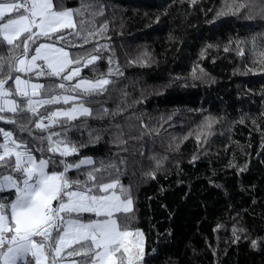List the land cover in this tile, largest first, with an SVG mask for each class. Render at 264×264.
I'll return each instance as SVG.
<instances>
[{
	"label": "trees",
	"instance_id": "16d2710c",
	"mask_svg": "<svg viewBox=\"0 0 264 264\" xmlns=\"http://www.w3.org/2000/svg\"><path fill=\"white\" fill-rule=\"evenodd\" d=\"M62 2L80 9L76 19L89 29L107 22L91 42L108 48L94 62L96 71L89 65L82 74L107 76L111 56L123 75H113L115 85L90 105L109 111L88 120L102 134L80 153L97 164L113 154L117 161L127 158L119 179L131 189V223L144 233L148 264H264V48L253 54L245 45L247 54L240 55L237 47L238 40L264 31V21L237 19L246 8L216 15L226 3L245 0ZM7 55L0 47V56ZM141 56L146 64L128 62ZM207 116L215 122L201 132ZM149 128L159 131L149 135ZM70 135L77 142L89 138L83 128ZM119 140L125 143L110 142ZM152 154L167 157L155 178L143 175ZM233 225L246 230L237 243ZM251 239L258 240L255 249Z\"/></svg>",
	"mask_w": 264,
	"mask_h": 264
},
{
	"label": "snow or ice",
	"instance_id": "6c2138e0",
	"mask_svg": "<svg viewBox=\"0 0 264 264\" xmlns=\"http://www.w3.org/2000/svg\"><path fill=\"white\" fill-rule=\"evenodd\" d=\"M240 8L246 11L237 19L264 21V0L226 3L216 15H235ZM79 15L80 9L62 0H0V47L8 52L0 56V122L14 126H0V264H148L144 233L131 223V189L119 179L127 158L117 161L113 154L97 164L80 153L102 134L88 120L109 111L90 105L100 103L115 85L113 75L123 73L118 65L112 67L109 56L107 76L82 74L89 65L95 72L94 62L108 48L91 42L103 35L107 22L92 30L76 19ZM249 44L253 54L264 48V31L238 40V54L246 55ZM142 56L128 62L146 64ZM259 62L264 65V51ZM215 119L204 117L199 130L210 131ZM78 128L88 131L87 141L71 138V130ZM14 129L26 135L17 136ZM152 131L159 130L149 128V135ZM149 159L143 175L155 178L167 157L152 154ZM245 231L233 225L232 243ZM250 247H258V240L251 239Z\"/></svg>",
	"mask_w": 264,
	"mask_h": 264
}]
</instances>
